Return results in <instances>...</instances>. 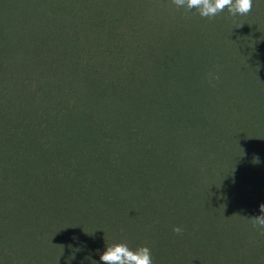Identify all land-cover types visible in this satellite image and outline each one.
Listing matches in <instances>:
<instances>
[{"label": "rangeland", "instance_id": "rangeland-1", "mask_svg": "<svg viewBox=\"0 0 264 264\" xmlns=\"http://www.w3.org/2000/svg\"><path fill=\"white\" fill-rule=\"evenodd\" d=\"M255 5L258 7V3ZM174 6L172 0H0V61H2L0 64V113L9 108L11 110L17 108L15 116H19V118L21 116L31 118L33 113L36 115L43 114L44 103L40 100H34L45 92L44 90L41 91L37 84L43 82L45 85L49 84L46 89V96L56 98V103L50 107L57 105L59 109L63 110L72 107L69 104L67 105L65 101L60 102V95L64 91L62 90L61 93L59 88L53 87V83H59L64 87V90L70 89L72 93L84 97L89 88L86 84L71 80V72L76 71L78 73L80 69L74 68L73 62H82V64L89 60L101 62L100 65L89 66L94 70L111 66L112 61L110 58L103 61L98 58H89L97 48L92 41L93 36L97 34L99 38H102L103 35L107 34L113 38V44L116 45L115 53L119 51L120 56L123 58L121 60V57L118 56V62L123 63L120 67L121 70L123 69L120 72L123 79L126 78V73H124L127 69L126 66H130L132 61L136 59L135 53L141 56L140 60L143 55L156 57L151 61L145 58L142 61L138 60L141 63L139 68V65H135L142 74L141 79L150 77L154 82L153 84H155V87L147 89L146 92H155L157 84L165 85L170 80L168 77L173 78L176 76L175 87L172 88L176 100L175 104L173 106L162 104L160 108H158L159 106L155 107L156 128L165 127L177 130L182 123L190 121L197 127L199 126V129L215 130L217 134L224 137L227 123L225 116H221L227 112V109L224 106L216 107V111L220 113V116L216 115L214 111H209L205 101L206 93L209 89L213 92L212 88L218 90L221 87L224 94L218 96L220 102L224 101L223 98L227 96L237 97L239 95L237 85L240 83L245 85L256 83L257 87L261 86L262 80L257 75L260 71L257 72V69L258 61L264 55V45L262 44L258 48L256 46V43H258V37L255 36L256 32L240 29L233 22V16L227 10L215 19L207 20L198 16L195 10L186 11L181 8L188 21L191 20L194 24L192 25L191 22L190 26L184 27L181 33L182 43L180 45L169 42L166 49L155 54L152 49H147V46H151L152 43L156 42L154 35L159 34L156 30L160 31V26L172 21L175 13ZM257 13H261V11ZM54 27L57 30L63 27L66 33L60 37L57 36V33L52 32L50 34L51 31H54ZM227 30L228 32H226ZM202 33L204 36L206 34V36L212 38L204 40ZM76 34L79 36H76ZM87 35L88 37H85ZM133 38L136 41L133 46L138 45L141 50L133 52L134 47H130ZM48 39H52V41L49 43ZM60 40L62 41L59 50ZM71 40H78L77 46L68 47L64 50V42ZM39 45L42 46L40 52L43 57L51 62V69L45 68L42 63L37 61L34 49ZM230 51H235L239 55L237 62L227 57V53ZM60 52L68 54V60H63ZM176 54L182 57L178 64H174L168 59L172 55H175L172 57H176ZM165 70L167 73H164ZM80 73L81 71L77 75ZM209 73L218 75L219 79L213 80L210 84L208 82ZM136 83L138 88L141 89L142 84L138 81ZM57 93L60 95H57ZM101 100L99 106L109 107L110 109L109 100ZM263 100L264 88H260L255 93V101L259 103L256 104L259 107L255 106V110L252 106L253 103H250L249 106V103L239 102L241 111H236L239 118L243 122H245V119H251L253 121L252 125H255L256 119H261L257 108L262 109L264 103L260 102ZM21 101H23L22 104H20ZM25 101L28 103L25 104ZM82 106H84L82 103L77 105V107ZM95 106L92 111L94 114ZM85 110L87 114L91 112L86 108ZM199 114H201L200 117ZM41 121H43L42 126L51 122L50 119L46 120L47 123L45 124L44 120ZM1 126H4L2 121H0V144L6 143V146L9 147L12 145L13 149H1L0 145V161L11 154V151H19L17 150L18 147L22 151L26 150L33 153V156H35L31 162L34 163L33 166L38 165L41 168L44 166V169L39 170V172H46L50 170L47 168L48 165H52V168H54L56 165L53 164L69 155L67 138H46L48 134L42 132L38 133V138L23 136L6 141L3 138ZM146 127L149 129L150 126ZM134 128L135 125H133V135L135 134ZM197 133L193 132L187 138H159L155 131L156 138H147V136L142 138L139 135L138 138H107L108 135L105 133V135H102V138H106L104 142L107 143L112 139L113 146L106 148L104 145H100L98 150L115 157H119V154L124 157H128L129 154L133 155L131 157H133L132 160H135L134 164L138 166L146 165L141 172H147L151 167L192 170L193 165H198L197 172H191L190 174H197L195 177L196 184L201 186L205 184L206 187L213 183L208 180L206 173L215 172L217 165L218 168L224 170L222 173L225 171H240V173L244 171L264 172V138H246L244 133V138H237L238 140H235V138H193L197 136ZM196 140L200 141L201 144L198 145ZM127 142H129V145L124 147V143L127 144ZM115 144L118 145L115 147ZM16 145L18 146L16 147ZM38 146L42 149L39 150ZM79 147L81 149L87 148L79 145L78 152ZM89 150L90 148L86 151ZM149 150L153 152L152 155L148 153ZM52 154L54 160H50L49 155ZM206 156L210 159L205 158ZM57 157H59L58 160H56ZM215 157L218 158L216 162L213 159ZM25 165L26 163L23 164V166ZM31 166L32 164L29 167ZM60 169L63 171L62 168ZM31 171L30 168H24L14 172V175L17 176L18 174V176L14 182V188L9 193L14 194L16 191L17 196L24 197L26 200H28L27 197L30 199L29 206L23 208L15 204V206L13 205L14 210L11 212L16 214L14 218H19L21 235L29 242V254L32 252L41 254L42 259L40 262L34 261L33 264L73 263L76 256L80 257L83 253H86L85 250L92 251L94 246L90 244V241L93 238L102 236L97 226L88 225L91 218L98 216L100 219L113 221V217L110 212L107 213L106 209H99L96 212L87 210L85 208L86 201H80V199L67 202L66 198L52 197V194L48 192L53 186L52 182L48 189L37 192L32 198L26 194L27 197H25L23 194L24 189H26L27 184L32 183ZM2 178L3 175L0 174V193L5 191V188L2 187ZM256 178L257 176L251 177L253 181H256ZM54 185L55 190L53 192L57 193V186L55 183ZM175 194V196H172V200H166L167 204L164 205L163 211L166 212L169 207L171 209L175 198L178 199V202L184 203L183 200L179 199L181 194L178 192H175ZM4 201L0 199V215L3 214L2 217L5 216V211L2 208ZM262 203L263 201L260 199L254 202L253 210L258 214L251 215L250 219L260 215L259 205ZM59 210L60 213H58ZM176 210L183 214V210L178 208ZM168 214L163 213L158 219L162 222L161 226L168 230L166 245L172 247L171 254L180 256L184 254L185 250L208 253V249L203 246L204 239L201 237L182 245V235L174 234V227L168 225L172 222L168 218ZM194 214V217L201 221L199 227L206 237L212 240H221L219 241L217 254L210 253L215 256H212L215 259L212 264H264V241H262L263 239L260 240L262 236L260 232L252 227V220L245 223L249 227H240L235 224V221H228V226L215 230L212 228L213 226L211 227V223L214 225L219 216H224V214L219 212L215 219L212 218L207 200L202 202ZM205 214L208 218L203 220ZM227 218H230V215ZM212 219L214 220L212 221ZM63 230H65L64 234H61ZM3 231L1 230L2 233H4ZM164 231L166 230L164 229ZM75 238L81 240L82 243L80 247L72 249L67 243L69 239L73 240ZM250 242H255L257 246L258 242L261 245L256 250L257 247H253ZM112 243L114 245L116 241H112ZM9 245L10 243L0 245L2 264H6L3 257L4 252H10L12 255L13 251L18 253L21 250H17V247L16 249L12 246L9 247ZM45 246H50L52 249ZM204 248L207 250H204ZM162 249L165 250L166 246ZM55 250H58V252H55ZM29 254H27L28 257H22L23 260L20 264L32 263L30 262L32 256ZM100 262L98 256H90L87 259V264H99ZM153 264L159 263L153 258ZM162 264L175 263L164 261ZM191 264L200 263L194 261Z\"/></svg>", "mask_w": 264, "mask_h": 264}, {"label": "trees", "instance_id": "trees-1", "mask_svg": "<svg viewBox=\"0 0 264 264\" xmlns=\"http://www.w3.org/2000/svg\"><path fill=\"white\" fill-rule=\"evenodd\" d=\"M256 3H258L259 8L256 7ZM173 8L175 13L172 21L160 26V31L156 30L159 34L154 35L156 42L152 43L151 46H147V49H152L155 54L166 49L169 42L180 45L182 43L181 33L184 27L191 25L192 21H188L181 9H177L176 6ZM260 8L264 9V0H253V8L248 15H237L232 18L240 29L256 32L255 36L258 37L257 41L259 44L255 43L258 48L262 44L264 45V10H260ZM258 11H261V13H257ZM193 24L194 22H192ZM52 32L57 33V36L60 37L66 33V30L63 27L59 30L54 27V31H51L50 34ZM201 35L204 40L212 38L206 36V34L204 36L203 33ZM76 36L79 35L76 34ZM85 37H88V35ZM48 40L49 43L52 41V39ZM61 41H59L58 45L59 50ZM77 41L64 42V50L68 47H76ZM92 41L97 48L89 58H98L102 61L110 58L112 63L109 67L105 66L94 70L89 66L100 65L101 62L95 60H89L84 64L77 61L73 62V67L77 68V70L80 68L78 73L80 71L81 73L77 75L76 71L71 72V80L86 84L89 88L84 97L72 93L70 89L64 90V87L59 83H53V87L59 88L61 93L62 90L64 91L62 95L57 93V95H60V102L65 101L67 105L69 104L72 107L64 110L59 109L57 105L50 107L56 103V98L52 96L48 98L46 96V89L49 84L45 85L43 82L42 84H37L39 89L45 92L41 96H37V99H34L44 103L43 114L36 115L33 113L31 118L25 116L19 118V116H15L17 108H13V110L9 108L0 113V121L4 123V126H1V131L6 141L23 136L38 138V133L45 132V134H48L46 138H67L69 142V155L65 159L61 158L58 160L59 157H57L56 160L59 162L53 164L56 165L54 168H52V165L46 166L50 169L46 172H39V170L44 169V166L42 168L38 165L33 166L34 163H31L35 157L33 153L26 150L22 151L21 148L17 147L18 145L16 147L19 151H11V154H8L7 157L0 161V174L3 175L2 187L5 188V191L0 193V199L5 200L2 206L5 216L2 217L1 215L3 214L0 215V245L10 243L9 247L12 246L15 249L17 247V250L21 249L18 253L13 251L12 255L10 252H4V261L6 264H20L23 260L22 257H28L27 254H29V242L21 235L19 218H14L16 214L11 212L14 210L13 205L17 204L26 208L30 205V199L26 195L32 198L37 192L48 189L52 182L53 186L48 191L52 194V197L66 198L67 202L80 199V201H86L85 208L87 210L96 212L99 209H106L107 213L109 214L110 212L113 217V221H106L98 216L91 218L88 225L92 224L98 227L102 233V236L99 237L101 239L93 238L90 241V244L94 246L92 251L88 252L86 248V253H83L80 257L76 256L73 263L67 262V264H87V259L90 256H98L100 259V255L106 251V247L113 245L112 241L126 243L133 250L141 246H147L151 249L152 259L154 258L159 264L164 261H171L175 264H191L194 261L200 264H212L215 256L210 253L217 254L219 241L221 240H212L206 237L199 227L201 226V221L194 217V213L202 202L207 200L212 218L215 219L219 212L224 214V216H219L214 225L211 223L213 229H223L224 226L229 225L227 224L228 221H235V224L240 227L247 226L245 223L251 221V215L258 214V212L256 213L253 210L254 202L260 199L264 203V172L244 171L240 173V171H225L222 173L224 170L218 168L217 165L215 172L206 173L208 180L211 183L213 182L212 185L209 184L206 187L205 184L202 186L196 184L197 180L195 177L197 174H190L191 172H197L198 165L192 164V170L151 167L149 171L141 172L146 165L138 166L134 164L135 160H132L133 157H131L133 155L129 154L128 157H124L119 154V157H115L98 149L100 145H104L106 148L113 146L112 139L107 143L104 142L106 138H102V135H105V133L108 135L107 138H138V135L142 138L146 136L147 138H156L157 136L159 138H187L193 132H198L197 136L193 138H235V140H238L237 138H244L243 133L246 138H264V106H262V109L257 108L261 119H256L255 125H252L253 121L251 119H245V122H243L237 114L238 111H241L239 102L249 103V106L251 105L250 103H253L254 110L256 109L255 106L259 107V105H256L259 103L255 101V93L260 88H264V55L259 59L257 69V72L260 71L257 75L262 80L261 86L257 87L256 83H247V85L240 83L237 85L239 92L237 97L227 96L223 98L224 101L220 102L218 101V96L224 94L221 87L218 90L212 88L213 92L209 89L208 93H206L205 101L209 111H214L216 115L220 116V113L216 111V107L224 106L227 109V112L221 116H225L227 123L226 135L222 137L215 130L199 129V126L197 127L190 121L182 123L177 130L165 127L156 128L155 107L159 106L158 108H160L162 104H167V106L175 104L176 100L174 99L172 88L175 87L176 76L173 78L171 76L168 77L170 80L168 79L169 82L165 85L157 84L156 93H148L146 90L152 89L155 84H153L154 82H152L150 77L146 79L140 78L142 74L138 69L141 64L138 61L141 58L139 54L135 53L136 59L132 61L130 66H126L127 69L124 71L126 78L123 79L120 74L123 71V69H120L123 63L118 62V56H121L119 51L115 53L116 45L115 43L113 44V38L107 34L99 38V35L96 34L93 36ZM135 42L133 38L130 46L131 48L134 47L133 52L141 50L140 46H133ZM37 47L34 49L37 61L42 63L45 68L51 69V62L45 59L40 52L42 46L39 45ZM60 56L63 60H68L67 57H69L65 52H60ZM172 56L168 59L174 64H178L182 59L178 54H176V57ZM227 57L237 62L239 55L235 51H230L227 53ZM144 58L148 61L156 59L155 56L147 55H143L142 59L144 60ZM120 59L123 60L122 57ZM1 63L2 61H0ZM221 63L225 64L223 61ZM136 64L139 65L138 68L135 66ZM164 73H167V71L165 70ZM137 81L142 84L141 89L138 88ZM101 99L109 100L110 109L109 107L99 106ZM22 103L23 101L20 102V104ZM24 103L27 104L28 102L25 101ZM79 103L84 104V106L77 107ZM220 103L222 104L219 105ZM260 103H264V100ZM85 105H96L95 114L92 112L94 106ZM85 108L91 112L87 114ZM48 119L51 122L42 126L43 121L41 120H44L45 124ZM133 125H135L134 135ZM146 126H150L149 129ZM16 140L18 141V139ZM197 143L198 145L201 144L200 141H197ZM0 145L1 149H13L12 145L9 147L6 146V143ZM79 145L87 148L81 149L79 147L78 152ZM117 145L115 144V147ZM127 145H129V142L127 144L124 143V147H127ZM89 148L90 150L86 151ZM40 149L42 148L39 147ZM148 153L152 155L153 152L149 150ZM49 156L50 160H54L53 154ZM205 158L210 159L207 156ZM213 159L216 162L218 158L215 157ZM24 163H26L25 166H23ZM31 164L32 166L29 167ZM24 168L32 169L30 175L32 183L26 185L23 193L24 195L26 194L25 197L28 200L17 196L16 191L14 194L9 193L14 188V182L18 176V174L17 176L14 175V172ZM254 176H257L256 181L251 179ZM54 183L57 186V193L53 192L55 190ZM175 192L181 194L179 199L183 200L184 203L178 202V199L175 198L171 209L169 207L166 212L163 211L164 205L167 204L166 200H172V196L176 195ZM44 194L46 195V193ZM177 208L183 210V214H180L176 210ZM60 212L59 210L58 213ZM163 213L168 214V218L172 221L168 225L183 228L182 245H186L197 237H201L204 239L203 246L208 249V253L185 250L184 254L180 256L171 254L172 247L166 245V233L168 230L161 226L162 222L159 220ZM228 215H230V218H227ZM207 218L208 216L205 214L203 220ZM1 230H4V233ZM64 231L61 234H64ZM260 240L264 241V235L260 237ZM81 243V240L75 238L73 240L69 239L67 244L72 249H75V247H80ZM250 243L253 247H257L256 250L261 245L258 242V246L255 242ZM50 246L45 247L52 249ZM164 246H166L165 250L162 249ZM207 249L204 248V250ZM55 252H58V250H55ZM29 255L32 256V261L29 259L32 262L30 264H33L34 261L39 263L42 259L41 254L37 252H32ZM2 261L3 259L0 256L1 264ZM99 264H103V262L101 261Z\"/></svg>", "mask_w": 264, "mask_h": 264}, {"label": "clouds", "instance_id": "clouds-1", "mask_svg": "<svg viewBox=\"0 0 264 264\" xmlns=\"http://www.w3.org/2000/svg\"><path fill=\"white\" fill-rule=\"evenodd\" d=\"M172 3L177 9L195 10L202 19L207 20L215 19L225 10L233 17L246 16L253 8V0H172ZM218 79V75L209 73L210 84ZM259 212L260 215L251 218L252 227L264 235V203L259 205ZM173 233L182 235L183 228L176 226L173 228ZM100 261L103 264H153L149 247L141 246L133 250L123 242L106 247V251L100 255Z\"/></svg>", "mask_w": 264, "mask_h": 264}]
</instances>
